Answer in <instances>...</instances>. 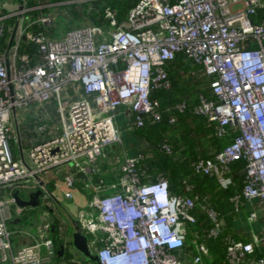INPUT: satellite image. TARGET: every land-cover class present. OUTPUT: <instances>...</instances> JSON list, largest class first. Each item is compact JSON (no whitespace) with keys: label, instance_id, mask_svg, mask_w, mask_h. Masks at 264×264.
Here are the masks:
<instances>
[{"label":"built area","instance_id":"2783aa9c","mask_svg":"<svg viewBox=\"0 0 264 264\" xmlns=\"http://www.w3.org/2000/svg\"><path fill=\"white\" fill-rule=\"evenodd\" d=\"M57 5L17 0L8 12L0 6L1 264H51L56 258L52 222L43 218L38 236L18 249L8 226L19 190H40V205L47 210L60 205L44 177L56 169L67 171L66 199L79 190L89 200L88 210L73 222L99 264H205L204 244L194 242L185 252L186 225L195 224L193 211L202 209L213 225L208 235L216 237L223 225L220 215L198 198L172 195L164 177L143 183L136 166L147 150L119 159L105 149L122 144L116 114L123 106L132 115L133 131L146 119L161 122L160 104L151 94L171 87L166 67L183 54L212 78L215 100L201 95L194 113L216 123L218 138L233 136L221 152L193 163L194 173L216 175L226 186L233 164L243 159V187L232 201L237 210L245 201L264 202V17L259 16L264 0H139L121 24L108 9L109 27L86 23L53 38L49 11ZM28 43L36 45L35 53L23 50ZM185 108V103L178 106ZM26 109L34 110L31 122H19L18 110ZM10 140L18 144L20 158ZM161 150L173 153L168 139ZM263 239H230V263H242ZM254 264H264V257Z\"/></svg>","mask_w":264,"mask_h":264},{"label":"trees","instance_id":"16d2710c","mask_svg":"<svg viewBox=\"0 0 264 264\" xmlns=\"http://www.w3.org/2000/svg\"><path fill=\"white\" fill-rule=\"evenodd\" d=\"M138 1L98 0L93 2L95 8L87 17L96 25L108 26L110 23L105 17V10L109 8L116 12L118 22L121 23ZM30 5L35 4L30 2ZM74 16L77 17L75 14ZM259 16L264 17V10L259 11ZM36 48L34 43H28L23 50L32 54L36 52ZM166 68L171 87L168 90L155 89L151 94V99L160 104L161 122L146 119L144 127H135L133 131L135 136L144 139L149 146V150L144 153L146 157L137 164L136 170L143 183L164 177L169 182L172 195L198 198L202 205L213 208L223 222L218 235L209 237L208 233L213 225L206 213L197 208L193 211L196 223L186 225L188 240L185 252L193 249L194 242L204 244L208 249L205 264H231L228 258L229 240L243 243L252 241L249 237L239 235L236 222L240 217V208L237 210L232 201V197L242 190L246 162L242 159L233 164L231 173L227 175L231 178V183L226 186L219 182L216 175L203 176L194 173L193 163L221 152L232 143L233 136L218 138L216 123H210L205 117L194 113L201 95L208 100H215L210 90L212 78L203 72L201 66L180 54ZM182 103L186 105L184 111L178 110ZM171 118H175L174 124H170ZM167 139L172 145V154L161 150L162 143ZM188 185L191 187L190 191L186 189ZM261 257H264V240L240 264H254Z\"/></svg>","mask_w":264,"mask_h":264},{"label":"crops","instance_id":"0c3cea01","mask_svg":"<svg viewBox=\"0 0 264 264\" xmlns=\"http://www.w3.org/2000/svg\"><path fill=\"white\" fill-rule=\"evenodd\" d=\"M14 1H11V0L1 1L0 0V6H2L4 10L8 12V10H11L14 7V5L17 3V0H14ZM50 1L53 2V4L54 3L58 4L56 7H54L55 9L49 11L53 18V26H51V29L54 30V32L53 31L52 32L58 38H62L65 34V33L59 32L61 26L66 25L65 28L67 30V28H70L69 26L74 25V23L77 26L83 25L86 23L94 24L89 19V17H87L90 11L93 8H95V6H93L94 4L93 2L80 5V6H66L63 4L64 0H50ZM74 14L77 15V17H75ZM126 18H127V15L122 20L121 23H123L126 20ZM59 19L61 20L60 22H58ZM55 25L58 26L57 30L53 29ZM106 27H109V25L108 26L106 25ZM56 33H60V34H56ZM49 35H51V30H50ZM117 120L126 122V123H123V125H121L120 123V125L124 127L119 126V124L117 123L118 122ZM116 123H117L116 125L118 126V128H125L126 130H129L130 133L134 134L133 130H131L132 115L130 114L127 106L121 107V109L117 112ZM64 171L65 170L63 169H56L46 174L44 177L45 179L49 181L48 183L50 184L51 180L52 181L58 180L57 172L62 173ZM65 174L66 172L63 174V177ZM61 180H59V182L58 183L56 182L55 184H59L60 187L65 188L63 185V179ZM35 191H38V190H35ZM35 191H31V192H35ZM20 192L21 190L17 192L19 194V197H21ZM75 192H78L81 196H83L79 190ZM80 198L77 201H79ZM27 200H29V198ZM56 205L60 206L58 204ZM13 207L14 209L12 208V220L9 222L8 226H9L10 231H12L13 233L12 242H13L14 248L18 249L22 246L30 244L32 242V238L38 236V229L41 228L43 224L38 227H36L34 223L31 224L30 227L22 225V218H25V216H22V215L29 210L28 208H33V207L21 208L17 204L13 205ZM55 207L56 206L51 207L48 210V213L49 214H53L54 212L56 213L57 211ZM38 208H41V205H39ZM20 209H22L21 213H19ZM238 212L240 213V217L236 222V229L239 232V235L242 237L245 236V237L251 238L252 241H250L249 243L254 242L256 239L264 238V202H260L258 200L245 201ZM253 213H256L258 215V220L254 222L250 220V215ZM28 214H29V211H28ZM57 216L59 215L57 214ZM52 223H53L52 237L54 238V241L56 244L57 256L54 262L51 264H87L89 261L93 262L94 264H98L97 262L91 259L85 258L84 255H82L79 251H77L74 248L73 241H72V234L77 229H79L78 228L79 225L77 223L73 221L68 222L66 220H63L61 217L56 219V221H53ZM88 245H89V239H88ZM61 247H64V251L61 254H59ZM89 249L91 253L94 256H96L95 250L93 249L92 245H89ZM0 264H1V260H0Z\"/></svg>","mask_w":264,"mask_h":264},{"label":"rangeland","instance_id":"374dc122","mask_svg":"<svg viewBox=\"0 0 264 264\" xmlns=\"http://www.w3.org/2000/svg\"><path fill=\"white\" fill-rule=\"evenodd\" d=\"M1 1H4V0H1ZM11 1H14V0H11ZM14 2H16V1H14ZM8 11H11V10H8ZM106 11H107V9L105 10V13H106ZM60 19L58 20V22L61 21ZM14 23H16V19L14 20ZM65 27H66V25L61 26L59 32L65 33V31H67L71 28L77 27V25L74 23V25H70L69 26L70 28H67V30ZM57 28H58V26H56V25L53 27V29H55V30H57ZM52 31L54 32V30L51 29V37L58 38L55 34H53ZM56 34H60V33H56ZM65 103H66V101H64V104ZM93 108H95V106H93ZM33 111L34 110H27V109L26 110H18L19 122H22V123H27L28 121L31 122V120L33 118V115H32ZM44 111H45V109L43 110V112ZM51 114H52L53 118H55V120H57V117H56L58 114L57 109L52 108ZM117 123L119 124V126H121V125H123V123H126V122H122L121 120H119ZM120 123H121V125H120ZM33 125L34 124H32V126ZM121 127H124V126H121ZM119 129L121 130L120 132H121L122 144H116L115 146H108L105 149V151L108 153L110 158L119 157V159H122L124 153H126V155L129 158H132V157L136 156L138 153L144 152V151L149 149V146L147 145V143L145 142L144 139H142L141 137L135 136L134 134L130 133V131L126 130L125 128H119ZM10 146H11V150L13 152V155L16 158H20L19 146L15 142V140H10ZM25 155L26 156L28 155V150L25 151ZM65 172H67V171H64L62 173L57 172L58 180H56V181L51 180V183L48 184V189L50 190V192L55 193V196H57L59 199L60 206H57L55 204V206H56L55 208H56L57 212L56 213L54 212L53 214H49L48 217H45V215L48 213V210L46 209L45 206H41V208L36 207L34 209L28 208L29 214L27 211L26 213H24L22 215V216H25V218H22V225L30 227L31 224L34 223V225L36 227H38L44 223L43 218L49 220L50 222L51 221L53 222V221H56V219L61 217L63 220H66L68 222H72L73 220L74 221L77 220V218L79 217L82 210H86V211L88 210L89 200L87 199V197L81 196L78 192L73 191L74 198L69 200V199H66L64 197V193L66 190L65 188H63V187L56 188L55 183L56 182L58 183L59 180L63 179V174ZM31 185H32L31 182L25 183L26 187H29ZM31 191H33V190H30L29 188L22 189L20 192V196H21L20 198L24 201L25 200L27 201V199L29 198V196H28L29 193H32ZM79 198H80V200L77 201ZM12 208L14 209L13 206H12ZM57 214L59 216H57ZM36 227H34V228H36ZM190 245H192V242L190 243ZM54 260H53V262H54ZM89 262H91V261H89ZM89 262L87 264H94L93 262H91V263H89Z\"/></svg>","mask_w":264,"mask_h":264},{"label":"water","instance_id":"95a60500","mask_svg":"<svg viewBox=\"0 0 264 264\" xmlns=\"http://www.w3.org/2000/svg\"><path fill=\"white\" fill-rule=\"evenodd\" d=\"M42 192L40 190L32 192L29 194V200H22L19 197V194H15V198L17 201V205L21 208H26V207H33L36 208L40 205V197H41ZM72 241H73V246L74 248L79 251L82 255L85 256L87 259H91L95 262H98V257L94 256L88 245V238L79 230L77 229L73 234H72ZM64 251V247H61L59 254H61Z\"/></svg>","mask_w":264,"mask_h":264}]
</instances>
